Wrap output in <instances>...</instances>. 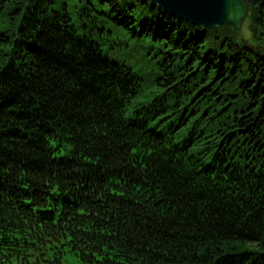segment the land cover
<instances>
[{"label":"trees","instance_id":"16d2710c","mask_svg":"<svg viewBox=\"0 0 264 264\" xmlns=\"http://www.w3.org/2000/svg\"><path fill=\"white\" fill-rule=\"evenodd\" d=\"M247 34L147 0H0V264H264V0Z\"/></svg>","mask_w":264,"mask_h":264},{"label":"water","instance_id":"95a60500","mask_svg":"<svg viewBox=\"0 0 264 264\" xmlns=\"http://www.w3.org/2000/svg\"><path fill=\"white\" fill-rule=\"evenodd\" d=\"M171 16L205 29L229 27L240 37L249 4L245 0H147Z\"/></svg>","mask_w":264,"mask_h":264},{"label":"rangeland","instance_id":"374dc122","mask_svg":"<svg viewBox=\"0 0 264 264\" xmlns=\"http://www.w3.org/2000/svg\"><path fill=\"white\" fill-rule=\"evenodd\" d=\"M241 32L247 34L246 27H245V22H243V25H242V28H241Z\"/></svg>","mask_w":264,"mask_h":264}]
</instances>
